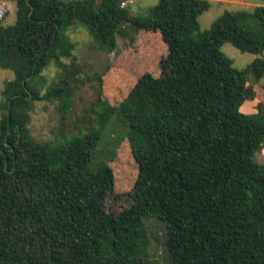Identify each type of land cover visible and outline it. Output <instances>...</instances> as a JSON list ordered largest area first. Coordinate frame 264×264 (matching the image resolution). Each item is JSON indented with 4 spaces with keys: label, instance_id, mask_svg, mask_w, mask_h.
Masks as SVG:
<instances>
[{
    "label": "trees",
    "instance_id": "obj_1",
    "mask_svg": "<svg viewBox=\"0 0 264 264\" xmlns=\"http://www.w3.org/2000/svg\"><path fill=\"white\" fill-rule=\"evenodd\" d=\"M124 1L0 0L16 14L14 25L0 21V68L14 74L1 91L0 264H151L152 217L165 225L171 264H264V163L254 158L264 149V59L237 69L221 51L264 53V4L225 11L201 31L209 0H158L136 16ZM76 25L106 54L117 37L140 45L139 74L114 85L117 106L99 92L88 130L39 141L28 129L33 104L58 99L66 112L72 101ZM52 64L63 75L41 94L35 79ZM116 123L137 168L123 209L110 206L115 154L91 170Z\"/></svg>",
    "mask_w": 264,
    "mask_h": 264
},
{
    "label": "rangeland",
    "instance_id": "obj_2",
    "mask_svg": "<svg viewBox=\"0 0 264 264\" xmlns=\"http://www.w3.org/2000/svg\"><path fill=\"white\" fill-rule=\"evenodd\" d=\"M66 1V0H65ZM211 7L198 18L200 30H207L211 24L225 11H238L243 9H253L255 6L263 5V0H209ZM158 0H126L122 7L129 11L131 16L146 13L153 7ZM0 5L7 10L0 19L4 26L15 24V4L0 2ZM73 44L74 58L67 60L69 73L73 72L76 81L73 82L72 101L69 110L64 112L60 100L40 101L33 104L28 123L30 134L36 140H48L57 136L78 133L80 129L88 130L93 124L95 116L92 113L91 105L96 103L99 92L101 97L108 98L115 106L123 99L124 95L114 85L121 86L117 83L119 79L126 76L139 74L135 69L132 57L137 54L140 45H129L126 38L117 37V48L112 53H103L95 48L87 31L80 25L69 30ZM143 41V40H142ZM145 42L142 43L144 45ZM221 51L226 57L233 61V66L237 69L246 68L254 59H264L263 54L242 53L232 45L225 43ZM142 56V53L141 55ZM55 65H50L41 75L35 79L41 94L54 87L62 76ZM14 74L12 71L0 68V108L3 101L2 88L5 81L12 80ZM248 80L253 82L251 76ZM254 85V84H253ZM259 85H264V76L259 81ZM258 85V86H259ZM255 86V85H254ZM101 89V90H100ZM255 101H248L242 108L244 113L255 111L253 106ZM0 109V115H1ZM116 121V120H115ZM92 122V123H91ZM117 122V121H116ZM114 133H105L102 136L101 143L95 150L91 162V170L108 157L115 154L113 169L116 174L115 192L111 196V208L125 207L133 204L136 198L135 181L137 177V168L130 162L129 150L125 138V129L122 124L116 123ZM122 142V143H121ZM255 160L258 163H264V149L261 153L255 154ZM114 197L117 199L115 200ZM112 201H114L112 203ZM147 233L146 252L151 264H171L165 243L167 241L165 225L157 218L146 219L143 223Z\"/></svg>",
    "mask_w": 264,
    "mask_h": 264
},
{
    "label": "built area",
    "instance_id": "obj_3",
    "mask_svg": "<svg viewBox=\"0 0 264 264\" xmlns=\"http://www.w3.org/2000/svg\"><path fill=\"white\" fill-rule=\"evenodd\" d=\"M6 11L7 10L3 7V5H0V19L4 16Z\"/></svg>",
    "mask_w": 264,
    "mask_h": 264
},
{
    "label": "crops",
    "instance_id": "obj_4",
    "mask_svg": "<svg viewBox=\"0 0 264 264\" xmlns=\"http://www.w3.org/2000/svg\"><path fill=\"white\" fill-rule=\"evenodd\" d=\"M246 103H247V102H246ZM255 104H256V102H254L253 106H254ZM255 111H256V110H255ZM255 111H254V112H255ZM254 112H252V113H254Z\"/></svg>",
    "mask_w": 264,
    "mask_h": 264
}]
</instances>
